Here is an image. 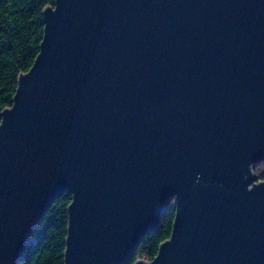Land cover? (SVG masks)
I'll return each mask as SVG.
<instances>
[{
	"label": "water",
	"instance_id": "1",
	"mask_svg": "<svg viewBox=\"0 0 264 264\" xmlns=\"http://www.w3.org/2000/svg\"><path fill=\"white\" fill-rule=\"evenodd\" d=\"M0 113V264L70 196L63 264H264V0H54Z\"/></svg>",
	"mask_w": 264,
	"mask_h": 264
},
{
	"label": "trees",
	"instance_id": "2",
	"mask_svg": "<svg viewBox=\"0 0 264 264\" xmlns=\"http://www.w3.org/2000/svg\"><path fill=\"white\" fill-rule=\"evenodd\" d=\"M53 4L54 0H0V113L11 107L18 77L33 64L42 38V11ZM253 172L256 181H264V162L253 166ZM69 203L66 192L55 198L31 233L18 264H63ZM173 217L174 207L168 201L158 227L145 235L122 264L151 261L169 238Z\"/></svg>",
	"mask_w": 264,
	"mask_h": 264
}]
</instances>
